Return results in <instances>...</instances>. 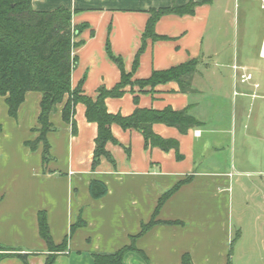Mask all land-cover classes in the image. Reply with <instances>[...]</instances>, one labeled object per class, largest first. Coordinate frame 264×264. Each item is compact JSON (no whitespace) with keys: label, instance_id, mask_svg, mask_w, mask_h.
<instances>
[{"label":"crops","instance_id":"crops-1","mask_svg":"<svg viewBox=\"0 0 264 264\" xmlns=\"http://www.w3.org/2000/svg\"><path fill=\"white\" fill-rule=\"evenodd\" d=\"M190 1L31 0L37 12L60 7L70 11L77 44L72 51L76 65L70 83L86 96L95 98L99 88L110 90L120 81V70L108 56L107 47L122 61L132 81L196 61L185 93L175 82L142 90L128 86L122 97L105 103L108 113L125 117L136 107L186 111L198 126L181 134L176 128L153 125L158 137L178 143L176 152L145 148L139 132L112 125L117 144L106 145L109 159L101 158L92 170L96 125L87 122L85 107L77 104L73 115L76 134H72L70 125L61 120L59 105L51 115L56 129L47 135L50 160L44 164L41 146L32 151L25 145L37 136L33 129L41 99L39 93H28L16 119L6 110L7 119L0 123V245L12 250L0 264H45L50 252L39 236L41 211L46 214L54 244L68 238L66 250L56 254L54 264H93V254L110 255L128 245L141 224L151 219L159 198L186 178L190 182L165 201L157 214L161 222L182 224L154 226L136 241L148 262L127 253L123 264H182L186 253L193 264L226 263V205L220 197L230 184L231 168L234 172L236 168L233 162L225 165V160L214 157L229 152L238 139L240 184L256 186L262 179L264 71L227 65V54L217 41L205 39L215 0H192L196 4L192 15L162 16L154 27L160 40L146 41L133 70L149 12L182 7ZM260 56L264 59L262 50ZM242 75L251 79L242 82ZM227 83L241 89L238 94L233 92L237 98H225ZM93 180L107 188L101 199L90 196ZM76 222L80 227L69 236L70 226Z\"/></svg>","mask_w":264,"mask_h":264},{"label":"trees","instance_id":"trees-1","mask_svg":"<svg viewBox=\"0 0 264 264\" xmlns=\"http://www.w3.org/2000/svg\"><path fill=\"white\" fill-rule=\"evenodd\" d=\"M195 6L196 4L191 0L182 7L162 8L149 12L142 46L135 56L133 70L138 66L139 55L144 50L146 41L160 40L154 32L157 21L169 14L192 15ZM76 30L79 33L80 30L78 28ZM74 37L75 29L71 26V13L64 7L51 12H37L32 8L31 0H0V98L6 106L7 115L16 119L18 110L28 93H39L41 96L37 127L33 129L37 136L25 145L32 151L41 146L42 160L44 164L47 163L50 160L47 135L56 129L51 122V115L59 105H62L61 120L70 125L72 134H76L74 108L77 104H82L85 107L87 122L97 127L92 170L96 169L101 158L109 159L106 145L117 144L111 132L112 125H117L123 130L139 132L144 139L145 148L156 147L163 151L174 149L177 152L178 143L158 137L152 127L154 124H162L185 134L189 129L198 126L186 111H174L171 108L157 111L136 107L130 116L125 117L108 113L105 101L109 98L122 97L128 86L140 90L147 87L153 89L167 82L177 83L180 90L185 93L190 88L189 77L193 74L197 62L190 61L166 71L152 72L145 80L132 81L130 75L125 73L122 61L114 58L107 47L108 56L120 70V81L110 90L99 88L96 97L92 98L84 95L80 87L76 89L71 87V73L76 65V58L72 55L73 48L77 45ZM134 102L137 103V100L135 99ZM177 157L179 158V155ZM188 182H190L189 178L180 181L159 198L151 219L141 224L140 231L130 237L128 245L110 255L93 254V264H123L127 253H134L147 263L145 254L136 247V241L156 225L182 224L179 221L161 222L157 220V214L164 202ZM89 193L93 200H98L106 195L107 188L103 183L93 180L89 185ZM80 224L76 222L70 226L69 236H72ZM38 230L40 238L50 252L45 264H54L56 254L66 250L68 238L66 237L59 245L54 244L43 211L38 213ZM11 251L0 245V261L10 256ZM17 256L22 260L25 259L24 256ZM181 263L193 264L187 253L182 255ZM225 264H230V253L227 254Z\"/></svg>","mask_w":264,"mask_h":264},{"label":"rangeland","instance_id":"rangeland-1","mask_svg":"<svg viewBox=\"0 0 264 264\" xmlns=\"http://www.w3.org/2000/svg\"><path fill=\"white\" fill-rule=\"evenodd\" d=\"M263 35L264 0L214 1L205 39L217 41L227 54V65L235 64L251 72L264 71V59L260 56ZM225 85V98H237L233 92L238 94L241 89ZM4 118L7 119L6 106L0 98V123L5 122ZM214 158L225 160V165L233 162L236 168L235 172L231 168L230 184L220 197L226 205L225 254L230 253V264H264V199L259 200L264 196V175L255 182L256 186L240 184L242 179L236 173L240 166L238 139L229 152L217 153Z\"/></svg>","mask_w":264,"mask_h":264},{"label":"built area","instance_id":"built-area-1","mask_svg":"<svg viewBox=\"0 0 264 264\" xmlns=\"http://www.w3.org/2000/svg\"><path fill=\"white\" fill-rule=\"evenodd\" d=\"M241 79H242V82H244V81L250 80L251 77H250V75H246V76L242 75ZM194 134H195V136L199 135V131H196Z\"/></svg>","mask_w":264,"mask_h":264},{"label":"bare ground","instance_id":"bare-ground-1","mask_svg":"<svg viewBox=\"0 0 264 264\" xmlns=\"http://www.w3.org/2000/svg\"><path fill=\"white\" fill-rule=\"evenodd\" d=\"M261 50L264 53V38H263V41H262Z\"/></svg>","mask_w":264,"mask_h":264}]
</instances>
